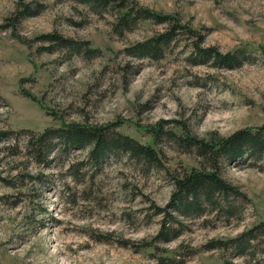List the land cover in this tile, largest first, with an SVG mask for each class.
I'll return each instance as SVG.
<instances>
[{
  "label": "rangeland",
  "instance_id": "rangeland-1",
  "mask_svg": "<svg viewBox=\"0 0 264 264\" xmlns=\"http://www.w3.org/2000/svg\"><path fill=\"white\" fill-rule=\"evenodd\" d=\"M132 1L183 25L159 58L126 48L168 23L139 19L119 33L113 4L97 12L80 0H0V264H264V235L242 256L207 245L264 220V159L225 164L223 176L249 197L231 199L234 214L182 216L180 234L161 241L154 213L169 201L172 174L199 166L165 131L210 138L264 123V0ZM195 41L247 47L248 59L194 64ZM77 123L153 144L164 166L122 150L97 161L89 144L59 138L40 154L29 143L47 127Z\"/></svg>",
  "mask_w": 264,
  "mask_h": 264
},
{
  "label": "trees",
  "instance_id": "trees-1",
  "mask_svg": "<svg viewBox=\"0 0 264 264\" xmlns=\"http://www.w3.org/2000/svg\"><path fill=\"white\" fill-rule=\"evenodd\" d=\"M89 4L93 10L100 11L109 4L116 6L117 21L115 29L123 33L139 19H152L155 22L168 23L169 26L143 40L126 48L131 56L159 58L173 40L178 37L179 22H172V15L157 12L149 7L139 5L129 0H80ZM32 14V13H30ZM45 38L56 40L63 46H82L79 42L57 32H49ZM262 49V48H261ZM247 47L237 46L231 50L222 51L216 46H204L199 41L190 45L188 60L194 64L211 63L214 66L234 68L248 59ZM264 52V48L262 49ZM163 129H154V139L162 135ZM180 149L194 152L199 160V166L177 170L172 174L173 191L167 204L156 205L154 213L162 214L160 229L156 238L168 241L181 232L180 217L200 216L207 210H225L234 214L232 198L248 200V195L237 185L223 176L225 164L239 163L262 165L264 159V123L257 126L238 128L228 135L213 134L210 138L202 137L188 131L178 133L174 130L165 131ZM2 134V131H0ZM54 138H59L68 145H90L89 155L97 161L112 150H122L148 164L164 166L159 150L153 144H146L129 134H124L106 125L71 124L60 127H47L36 136H31L29 143L40 154L41 149L51 144ZM48 148V149H49ZM33 151V152H34ZM44 155V154H43ZM264 235V220L243 230L228 239H213L208 248H226L245 255L252 241ZM226 264H230L227 262Z\"/></svg>",
  "mask_w": 264,
  "mask_h": 264
}]
</instances>
